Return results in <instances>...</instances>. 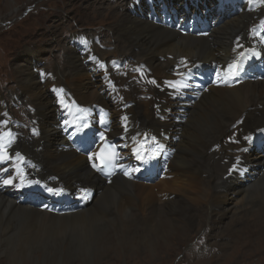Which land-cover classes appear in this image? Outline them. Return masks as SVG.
<instances>
[{
    "label": "bare ground",
    "instance_id": "obj_1",
    "mask_svg": "<svg viewBox=\"0 0 264 264\" xmlns=\"http://www.w3.org/2000/svg\"><path fill=\"white\" fill-rule=\"evenodd\" d=\"M217 1L131 0L121 13L112 14L108 32L114 39V51L101 52V56L123 57L134 64H145L144 75L150 83L147 93L132 86V82L127 83L122 70L110 77V67L109 70L95 68L99 59H87L79 48L70 50L66 45L62 50L67 67L62 64L54 71L47 68L55 82H41L32 72L41 60L36 53L27 51L28 58L22 59L15 69L16 95L33 106L35 133L19 141L17 135L15 138L8 135L14 144L4 146L7 159L0 162L7 160L9 177H14L22 163L28 164L39 177L59 181L69 196L58 198V205L66 209L63 214L54 215L38 209L31 201L17 204L6 191L0 192V257H6L12 264H73L75 261L95 264L94 256L101 254L104 246L124 251L122 236L137 231H140L138 241L143 236L144 241H153L148 249L157 257L170 242L166 230L176 241L195 224L208 226L213 237H229L232 221L243 218L248 212L246 208L253 210L250 206L253 202L264 208L263 139L252 146L254 152L243 155L239 176L224 178L232 152L250 147L245 142L238 144L237 131L245 135L264 127V44L251 47L255 36L249 38L251 28L264 15L254 11L251 0L244 4L239 0L241 9L237 7L233 14L227 6L217 11ZM210 5L215 7L211 9ZM224 8L225 12H221ZM172 12L183 16L187 12L200 14L220 23L206 35L194 37L180 35L150 21ZM238 36H241L239 43ZM245 41L247 48H251L243 65L242 84L234 88L204 86L183 96L179 94L182 86L174 75L180 66L177 59L186 58L207 67L215 63L223 70L237 55L234 46H242ZM256 68L262 71V77L254 73ZM52 84L67 88L81 117L96 122L95 111L104 109L111 137L125 131L129 138L140 139L150 132L148 141H157L164 149L153 163L151 180L115 176L105 184L94 173L90 160L76 154L60 136L59 124L65 116L59 114L53 95L48 92ZM125 85L127 89H121ZM52 91L57 99L62 96L57 89ZM2 101L5 99L0 94V116L4 110ZM179 115L185 117L180 119ZM240 119H243L241 126ZM2 127L0 137L8 133ZM169 141L172 148L166 150ZM216 145L219 149L212 150ZM224 160L228 163H222ZM242 173L247 178H242ZM79 186L91 189L83 206L71 200ZM67 196L69 200L65 199ZM212 252L205 251L203 258H212Z\"/></svg>",
    "mask_w": 264,
    "mask_h": 264
},
{
    "label": "rangeland",
    "instance_id": "obj_2",
    "mask_svg": "<svg viewBox=\"0 0 264 264\" xmlns=\"http://www.w3.org/2000/svg\"><path fill=\"white\" fill-rule=\"evenodd\" d=\"M128 2V0H0V94L9 98L11 94L17 92L15 69L22 63V59L28 58L27 51L39 56L41 60L39 64H42L40 67L51 71L58 69L62 64L67 67L62 48L66 45V48L72 50L71 45L66 44L72 33L97 34L103 44L109 46L113 52L114 39L108 32L113 20L111 16L121 13ZM117 24L118 21H115V25ZM21 111L24 114L28 113L26 107ZM184 117L185 115H180L179 118ZM169 147L172 148L170 142ZM250 206L253 210L246 208L248 212L243 218L232 221V232L229 237L222 235L213 237L208 233V226L195 224L192 229L186 231L179 242L174 240L169 230H166L165 234L170 237L171 243L163 247L157 258L152 256L148 249L153 241H144V236L138 241L140 231H137L122 236L124 251H119L117 247L104 246L105 252L94 256L93 261L95 264H264V208L254 202ZM207 250L213 251L212 258H203ZM0 264L12 263L1 256ZM73 264H83V261H75Z\"/></svg>",
    "mask_w": 264,
    "mask_h": 264
},
{
    "label": "snow or ice",
    "instance_id": "obj_3",
    "mask_svg": "<svg viewBox=\"0 0 264 264\" xmlns=\"http://www.w3.org/2000/svg\"><path fill=\"white\" fill-rule=\"evenodd\" d=\"M228 70H229V72L231 73V75L233 77H236V76L239 75V73H240V71L242 69L240 68V66L238 64L233 63V64H230L228 66ZM217 75L219 76V73ZM153 83H154V81H153ZM173 87H175V85H173ZM7 135L11 136V133H8ZM246 139H248L249 141H251V138L250 137H246ZM2 147L3 146L0 145V149H2ZM17 156H19V153H17ZM0 159H7V155L4 154L3 156H0ZM137 159L141 160V162L144 163V164H147L149 162V159H145V157L142 156V155H140V154L137 155ZM137 170H139V169H137ZM125 174L127 175V173H125ZM20 179L23 181V179H24L23 175L20 176ZM3 183L4 184H12V179L11 178L6 179V180L3 181ZM36 183H39V182H36ZM46 190L50 194H53V195H60L61 192L63 191L62 189H53V188H47Z\"/></svg>",
    "mask_w": 264,
    "mask_h": 264
}]
</instances>
